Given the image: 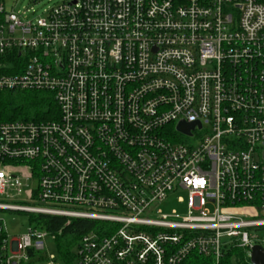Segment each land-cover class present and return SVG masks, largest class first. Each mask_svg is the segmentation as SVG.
<instances>
[{
	"label": "built area",
	"instance_id": "obj_1",
	"mask_svg": "<svg viewBox=\"0 0 264 264\" xmlns=\"http://www.w3.org/2000/svg\"><path fill=\"white\" fill-rule=\"evenodd\" d=\"M0 91L56 107L0 121V212L34 223L11 238L0 218V264L55 238L38 216L96 222L70 264L264 246V0H0ZM183 191L184 214L158 208Z\"/></svg>",
	"mask_w": 264,
	"mask_h": 264
},
{
	"label": "trees",
	"instance_id": "obj_2",
	"mask_svg": "<svg viewBox=\"0 0 264 264\" xmlns=\"http://www.w3.org/2000/svg\"><path fill=\"white\" fill-rule=\"evenodd\" d=\"M22 96L14 98L11 91H0V121L11 119L45 120L52 117L51 111L55 107L52 94L44 91H21ZM20 97V98H19ZM39 224L50 233L55 234V239L62 241V258L69 264L74 258L70 252L75 247L82 234L88 232L96 222L88 219H70L56 216H38ZM183 264H251L248 254L240 247L234 246L225 251L218 263L203 256L192 254Z\"/></svg>",
	"mask_w": 264,
	"mask_h": 264
},
{
	"label": "rangeland",
	"instance_id": "obj_3",
	"mask_svg": "<svg viewBox=\"0 0 264 264\" xmlns=\"http://www.w3.org/2000/svg\"><path fill=\"white\" fill-rule=\"evenodd\" d=\"M56 1L58 0H4L7 8H11L12 6L21 9L27 8L34 10L35 15L42 14L44 9L49 8ZM13 95L14 98L16 96H22L23 92H14ZM35 184L36 181H31L29 182V186L24 189L26 190L30 187H34ZM180 196L184 197L185 192L183 191L170 195L158 208L161 209L163 213H170L172 210H175L178 214H184V204L177 202V198ZM0 218L5 222V226L11 238H15L18 235L25 233L29 226L34 225L33 222L29 221V215L23 212L2 211L0 212ZM249 232L258 236V238L262 240L261 243L264 245V228L251 229ZM61 243L62 241L59 239L52 238L51 236L46 237L44 250H41L21 264H69L64 258H62ZM70 252L74 255L76 252L75 247L72 246Z\"/></svg>",
	"mask_w": 264,
	"mask_h": 264
},
{
	"label": "water",
	"instance_id": "obj_4",
	"mask_svg": "<svg viewBox=\"0 0 264 264\" xmlns=\"http://www.w3.org/2000/svg\"><path fill=\"white\" fill-rule=\"evenodd\" d=\"M192 124H184L180 122L177 129L183 133L189 134V129L192 128ZM251 264H264V246L255 244L248 254Z\"/></svg>",
	"mask_w": 264,
	"mask_h": 264
}]
</instances>
